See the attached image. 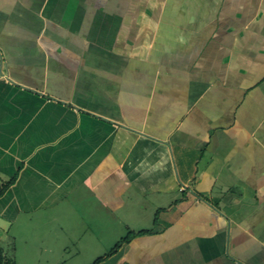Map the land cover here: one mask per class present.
I'll use <instances>...</instances> for the list:
<instances>
[{"label":"crops","instance_id":"1","mask_svg":"<svg viewBox=\"0 0 264 264\" xmlns=\"http://www.w3.org/2000/svg\"><path fill=\"white\" fill-rule=\"evenodd\" d=\"M0 191L27 264H264V0H0Z\"/></svg>","mask_w":264,"mask_h":264},{"label":"trees","instance_id":"2","mask_svg":"<svg viewBox=\"0 0 264 264\" xmlns=\"http://www.w3.org/2000/svg\"><path fill=\"white\" fill-rule=\"evenodd\" d=\"M9 184V183H8ZM7 184V185H8ZM1 194V191H0ZM152 229H142L139 231H133L130 230L126 236L122 237L110 250H108L104 255L96 258L92 263L89 264H100L103 262L105 259L108 257L112 256L115 254L122 245L129 243L134 237L138 235H144V234H149L152 233ZM0 264H15V260L13 256H10L5 253L3 246L0 243Z\"/></svg>","mask_w":264,"mask_h":264},{"label":"rangeland","instance_id":"3","mask_svg":"<svg viewBox=\"0 0 264 264\" xmlns=\"http://www.w3.org/2000/svg\"><path fill=\"white\" fill-rule=\"evenodd\" d=\"M0 233H1V235H4V240H2L0 243L6 249V252H8V254H10L11 253V249L8 248L9 247V240L7 241V238L5 236L7 234H4L3 232H0ZM10 235H11V232H10ZM14 245L15 244H13V245L11 244V246H14ZM18 253L19 252L17 251V254ZM17 254L12 255L14 257L15 264H27L26 263L27 261H25V257L23 255V250H21L20 254H18L19 255V258H18V255ZM81 260H84V259H81ZM33 261H34V259H33ZM33 264H35V263H33Z\"/></svg>","mask_w":264,"mask_h":264},{"label":"water","instance_id":"4","mask_svg":"<svg viewBox=\"0 0 264 264\" xmlns=\"http://www.w3.org/2000/svg\"><path fill=\"white\" fill-rule=\"evenodd\" d=\"M9 226H10V222L0 217V227L4 230H8Z\"/></svg>","mask_w":264,"mask_h":264}]
</instances>
